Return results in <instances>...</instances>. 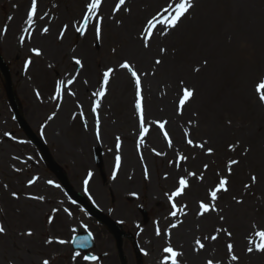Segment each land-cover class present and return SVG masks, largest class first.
Here are the masks:
<instances>
[{"label": "rangeland", "instance_id": "374dc122", "mask_svg": "<svg viewBox=\"0 0 264 264\" xmlns=\"http://www.w3.org/2000/svg\"><path fill=\"white\" fill-rule=\"evenodd\" d=\"M78 1L36 0L34 22L23 34L10 23L22 9L30 11L33 0H0V55L13 101L0 70V264H93L72 248L78 230L94 235V253L103 256L96 264H121L114 234L71 197L14 110L74 191L119 226L127 264H162L169 245L182 254L178 264H264V252L247 251L250 239L258 241L255 232L264 230V101L256 90L264 81V0H191L175 28L156 25L147 48V22L179 0H126L119 12L113 11L117 0H102L87 27L83 17L91 0L83 7ZM124 61L141 77L149 130L143 140L140 97L131 73L120 67ZM108 69L106 94L97 97ZM60 81L65 87L57 93ZM184 87L194 95L181 108ZM231 160L239 163L229 175ZM181 177L188 187L173 209L169 196ZM221 177L229 190L218 193L217 211L199 215L200 202L210 203L208 192ZM31 193L43 197L36 200L39 209L28 203ZM197 239L205 245L199 251Z\"/></svg>", "mask_w": 264, "mask_h": 264}, {"label": "snow or ice", "instance_id": "6c2138e0", "mask_svg": "<svg viewBox=\"0 0 264 264\" xmlns=\"http://www.w3.org/2000/svg\"><path fill=\"white\" fill-rule=\"evenodd\" d=\"M102 0H91V2L87 5V10H88V14L85 15L83 17V21L85 24V27H87L88 21L93 19V14H97L99 11V8L101 6ZM126 3V0H117V3L114 6L113 11L114 12H119L121 7L124 6ZM192 2L191 0H179V2H175V3H169L168 7L164 8L162 10L161 13H159L157 16H154L151 20H149L147 22L146 27L143 29V41H144V47L147 48L149 46L148 41L151 39L152 34H153V30L155 29L157 24H166L168 27L170 28H175L177 23L180 21V19L189 11L190 8H192ZM36 10H37V6H36V0H33L32 5H31V10L28 14V23L31 25L34 22V16L36 14ZM128 11H130V9H126ZM165 14H167V16H165ZM98 20L102 21V17L97 16ZM67 26H65V30H66ZM78 31H83V29H77ZM6 32V29L4 30ZM96 31V35L97 38H99L100 36V27L99 25L96 26L95 28ZM44 33L48 32L47 28L43 29ZM162 34H166V33H162ZM60 38H63V33H61ZM37 56L41 55V52L39 49H33L32 50ZM162 53L166 51V49H161L160 50ZM75 64L79 65L81 68L83 67V64L81 62L80 59H76L74 58ZM161 60L160 59H156L155 63L157 65L161 64ZM207 63V61H205V64ZM28 64H31V60L28 61ZM120 67L127 69L130 73L131 76L133 77L134 81H135V86L137 89V96L140 97V100L137 102L136 107L137 109L140 110V127L142 130V135H141V140H143V135L148 133V128H146L145 125V120H144V115H143V107H142V96H141V77L140 74L137 73V71L133 68V66L128 62V61H124ZM196 71H199V69H196ZM113 72V69H108L106 72H104L103 74V84L105 87H103L100 91L94 93L95 96L97 97H103L106 94V86L109 82V78L111 73ZM68 85H71L73 83L72 80H69ZM183 83V82H181ZM65 87V81H60L59 84L57 85V93L62 92V90ZM257 92L259 93V98L261 101H264V81H261L256 88ZM183 94L179 100V104L180 107L183 108L184 104L194 95V90L189 89L187 87H184L182 90ZM37 95H39V93L37 92ZM74 95V94H73ZM59 98V97H57ZM99 106V100L96 101V105L93 108V111L96 110V107ZM167 122H162L159 123V128L160 129H164L165 124ZM99 124V118L97 116V126ZM86 126V125H85ZM164 137L167 139L168 141V145L171 146L172 141L171 139L168 137V133L165 131L163 133ZM97 136H99V130L97 127ZM187 143L189 145H192L194 147H200L203 148L204 145L203 144H193V141L191 139L187 140ZM117 147H119V144L117 145ZM231 149H235V145H230ZM212 149L209 148L207 149V153L210 155L212 153ZM157 155H160V153H157ZM179 159L181 160H186L187 157L184 156H180ZM116 166L117 168H119V164H120V157L117 156L116 158ZM239 161L237 160H231L227 166V171L228 174L231 175V171H232V166L238 164ZM205 169L207 168V165L204 166ZM17 171H19V169H17ZM145 174L147 175V168L145 167ZM91 175V174H89ZM190 175L195 176V173H190ZM199 179H203V176H200ZM251 182L252 184H254L257 181V177L255 175L251 176ZM35 181H29V184L34 183ZM49 183H52L51 181H49ZM252 184H245L244 187L245 189H248L252 186ZM228 179L225 177H221L218 181V184L216 186H214V188L210 189L208 192V196L210 197V203H205L203 201L200 202L199 204V215H204L205 213L209 212V211H217L216 209V200L218 199V193L220 192H227L228 189ZM188 187V181L187 179L181 177L179 179L178 182V187L176 188V190L174 192L171 193V195L169 196V200L173 201L172 203V208L176 209V204H175V198L181 196L185 189ZM16 194L13 193V196H15ZM33 199H39V200H43V197H32ZM235 199V198H234ZM238 204L239 203H243L242 200H237L236 201ZM186 207V206H185ZM171 215L173 217L177 216V211H172ZM221 219H223V217H221ZM172 227H177L176 224H173ZM219 231H224L229 237L232 235L230 232H227V229H218L217 232ZM5 232V228L3 225H0V234H3ZM156 234L160 235V230L157 227L156 230ZM27 235H32L31 231H29L27 233ZM255 236L258 237V241H254L252 239L249 240V247L247 248L248 253H252L253 251H258V252H264V230L261 231H256L255 232ZM205 239H208V237H205ZM211 240H216L217 236L216 235H212L210 237ZM51 242V241H49ZM60 243H65V241H59ZM196 244H197V251L203 249L205 247V245L199 240H196ZM227 250L229 253L233 252V245L232 244H228L227 245ZM164 253H167L169 255H166L163 258L162 264H178L177 261V257L182 255L181 253L175 251L170 245L163 248L162 250ZM145 255H147V253H145ZM76 256H80V253H76ZM84 260H91V261H96L98 259V257L96 256H84L83 257ZM231 259L233 261L238 260V257L235 254L231 255ZM42 264H49L48 260H44L42 262ZM207 264H213L212 260H208Z\"/></svg>", "mask_w": 264, "mask_h": 264}, {"label": "water", "instance_id": "95a60500", "mask_svg": "<svg viewBox=\"0 0 264 264\" xmlns=\"http://www.w3.org/2000/svg\"><path fill=\"white\" fill-rule=\"evenodd\" d=\"M0 67L3 69L4 73L7 75V70L4 67L3 64V60L0 57ZM21 123L23 125V127L25 128V130L31 135V137L35 140V142L41 147L42 151L44 152V154L46 155L48 161L51 163V165L53 166V168L56 169L57 173L59 174V176L63 179V181H66L63 174L61 173V171L59 169H57L53 163L50 160V157L47 153V151L45 150V148L41 145V143L37 140V138L33 135V133H31V131L29 130V128L27 127V125L21 120ZM68 189L70 190V192L72 193V195L74 196L75 199H77L78 201H80L85 207H87V209L95 216L97 217L100 221H102L103 223H105L116 235L117 240H118V247H119V255H120V259L122 264H125V258L123 256V252H122V241H121V232L119 231V229L111 222L109 221L107 218H105L100 212L96 211L95 209H93L88 203H86L80 195H77L75 193H73L70 189V187L68 186ZM74 248L76 250H89L90 248H92L94 246L93 244V240H92V236L90 234H85V233H80L78 234L73 242ZM87 256H92L90 254H88Z\"/></svg>", "mask_w": 264, "mask_h": 264}, {"label": "bare ground", "instance_id": "6f19581e", "mask_svg": "<svg viewBox=\"0 0 264 264\" xmlns=\"http://www.w3.org/2000/svg\"><path fill=\"white\" fill-rule=\"evenodd\" d=\"M67 0H59V2L60 3H67L66 2ZM104 1H107V3H109L110 1H112V0H104ZM85 0H79L78 1V3L80 4V6H84V4H85ZM105 4V3H104ZM30 11H29V9H28V11H26V9H25V14H24V10L22 9V11H19V13H18V16H17V19L14 21V22H11L10 23V29L11 30H13L14 28L16 29V30H19L20 29V31H21V33H23L24 34V31H23V29L24 28H26V26L29 24L28 23V13H29ZM10 30V31H11ZM18 37H20V35L18 36ZM16 39V36H14L13 35V39L12 40H15ZM44 40L46 41L47 40V38H44ZM40 187H42V185L39 183V185L38 186H36L35 187V189L34 190H36V189H39ZM31 188V187H30ZM29 189H25L24 190V192L26 191V193L25 194H27V192H29L28 194H30V190L28 191ZM32 192H34V191H32ZM31 197H37L35 194H33V193H31V195H30ZM32 199V200H31ZM30 200H28L29 202V204H30V206L33 208V209H39V207H40V203H37V201L36 200H39V199H33V198H31ZM63 220V219H62Z\"/></svg>", "mask_w": 264, "mask_h": 264}]
</instances>
